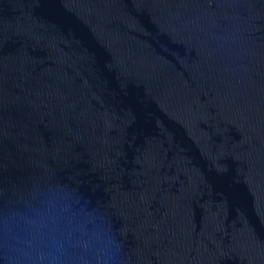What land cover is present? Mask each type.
<instances>
[{"label":"water","instance_id":"1","mask_svg":"<svg viewBox=\"0 0 264 264\" xmlns=\"http://www.w3.org/2000/svg\"><path fill=\"white\" fill-rule=\"evenodd\" d=\"M0 264H264V0H0Z\"/></svg>","mask_w":264,"mask_h":264}]
</instances>
